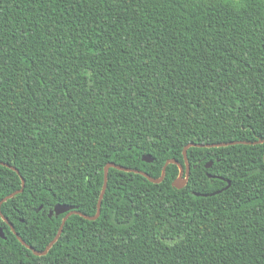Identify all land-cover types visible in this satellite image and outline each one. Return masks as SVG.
Returning <instances> with one entry per match:
<instances>
[{
  "label": "trees",
  "instance_id": "16d2710c",
  "mask_svg": "<svg viewBox=\"0 0 264 264\" xmlns=\"http://www.w3.org/2000/svg\"><path fill=\"white\" fill-rule=\"evenodd\" d=\"M260 139L264 0H0V264H264V143L4 219Z\"/></svg>",
  "mask_w": 264,
  "mask_h": 264
},
{
  "label": "water",
  "instance_id": "95a60500",
  "mask_svg": "<svg viewBox=\"0 0 264 264\" xmlns=\"http://www.w3.org/2000/svg\"><path fill=\"white\" fill-rule=\"evenodd\" d=\"M257 143H264V139H260V140H257V141L234 140V141H229V142H214V143H196V142H191V143L187 144L185 146V148H184V156H185V159H186V167L181 162H179V160H177L175 158L168 159L166 161L164 167H163L162 175L160 177H158V178L153 177L152 175H150L146 171H143V170H140V169H136V168L127 167V166L118 164V163L113 162V161L107 163L105 165V167H104L105 180H104V186H103V189H102V192H101V195H100V199H99V203H98L97 213L95 215H88V214H84L82 211L78 210V208L75 207L74 205L57 204L53 209L50 210L49 216L50 217H52L53 215L59 216V215L64 214V213H66V215L63 218V221L61 223V226H60V229H59L57 235L51 241V243L47 246V248L45 250H43V251H39L36 248H34V246H32L31 244L27 243L23 239V237L19 234V232L15 229V226L10 222V220L8 218H6V217L4 219L12 227V230L17 235V237L21 240V242L24 245H26L29 249H31L34 252V254H36V255H44V254H47L49 252V250L53 247V245L58 241L59 237L61 236V234L63 232L64 226H65L67 220L70 218L71 215L79 214V215L84 216L85 218L90 219V220H95V219H98L100 217L101 212H102L103 198H104V195H105L107 187H108L109 172H110V169L112 167L117 168L119 170H123V171L140 173V174L144 175L145 177H147L150 181H152L154 183H161L165 179L168 165L170 163H175V164L179 165L180 173H179V176L174 180L173 185L175 187H177V188H184L187 185V183L189 181V177H190L191 166H190V164L188 162V149L190 147H192V146H198V147H205V146H207V147H221V146H229V145H236V144H257ZM143 160L147 161V162H152V161H154V158L151 155H144L143 156ZM0 164L6 165V166L16 170L18 173H20V170L16 166H14V165H12L10 163H7L5 161H1L0 160ZM212 165H213V161H210L206 166L207 167H211ZM210 176H212V175L210 174ZM25 184H26L25 178L22 176V188H20V189L14 191L13 193L7 195L5 198H3L0 201V213L1 214H2L1 208H2L3 202L7 201L8 199L14 197L15 195H17V194H19L21 192H23L24 188H25ZM230 184H231V181H229V184L225 188H228L230 186ZM217 192H220V190L216 191V192H213V193H206V194H203V195H206V196L207 195H212V194H215ZM196 194L200 195L199 192H196ZM41 208H42V206L40 207V209ZM0 236L3 237V238H7L3 228H0Z\"/></svg>",
  "mask_w": 264,
  "mask_h": 264
}]
</instances>
